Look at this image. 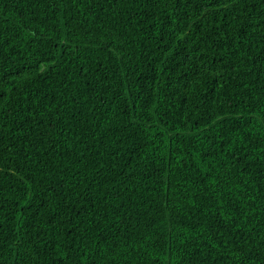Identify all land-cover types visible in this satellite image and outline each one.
I'll return each mask as SVG.
<instances>
[{
	"label": "trees",
	"instance_id": "obj_1",
	"mask_svg": "<svg viewBox=\"0 0 264 264\" xmlns=\"http://www.w3.org/2000/svg\"><path fill=\"white\" fill-rule=\"evenodd\" d=\"M0 264H264V0H0Z\"/></svg>",
	"mask_w": 264,
	"mask_h": 264
}]
</instances>
